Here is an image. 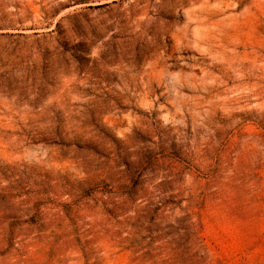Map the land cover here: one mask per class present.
<instances>
[{
    "label": "rangeland",
    "instance_id": "1",
    "mask_svg": "<svg viewBox=\"0 0 264 264\" xmlns=\"http://www.w3.org/2000/svg\"><path fill=\"white\" fill-rule=\"evenodd\" d=\"M0 264H264V0H0Z\"/></svg>",
    "mask_w": 264,
    "mask_h": 264
},
{
    "label": "trees",
    "instance_id": "2",
    "mask_svg": "<svg viewBox=\"0 0 264 264\" xmlns=\"http://www.w3.org/2000/svg\"><path fill=\"white\" fill-rule=\"evenodd\" d=\"M62 126L61 125H56L55 127V133L59 136L60 132V128ZM64 127V126H63ZM117 158L120 157V155L116 156ZM116 160V159H115ZM125 163V162H124ZM125 165V169L122 168H118V166L116 165L115 170H116V174L118 175V179L123 181V183L119 185L120 188L122 189V193H121V198L116 199L115 201L112 202V205L116 208H120L121 206H123L128 200H131L132 197L134 195H139V196H143L146 194L145 192V188H143L142 186H140V179H142V175L139 172H133L131 174H129V168H128V164H124ZM124 176V178H123ZM128 180V181H127ZM147 201L148 203H146L145 208H149L150 205L152 204H157L159 203V205L163 203L162 199L163 197H160L158 195V198L160 200H158L157 202H153L152 200L149 201V198L153 197V194L148 193L147 196Z\"/></svg>",
    "mask_w": 264,
    "mask_h": 264
}]
</instances>
